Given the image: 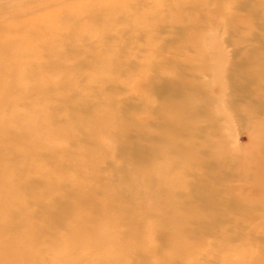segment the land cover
Listing matches in <instances>:
<instances>
[{
	"label": "bare ground",
	"instance_id": "6f19581e",
	"mask_svg": "<svg viewBox=\"0 0 264 264\" xmlns=\"http://www.w3.org/2000/svg\"><path fill=\"white\" fill-rule=\"evenodd\" d=\"M219 27L224 59L203 42ZM159 228L161 264H264V0H0V264H154Z\"/></svg>",
	"mask_w": 264,
	"mask_h": 264
},
{
	"label": "rangeland",
	"instance_id": "374dc122",
	"mask_svg": "<svg viewBox=\"0 0 264 264\" xmlns=\"http://www.w3.org/2000/svg\"><path fill=\"white\" fill-rule=\"evenodd\" d=\"M259 27L258 23H255L253 25V29L254 30H257ZM206 39L203 41L205 42V45H206V48L212 53V54H215V55H218V56H221L223 59L225 57H229L231 56V52L233 51L234 47L232 46L231 44V39H230V35L228 34V30L226 29H223L221 27L218 28H215V29H207L206 31ZM172 37H168V39H171ZM236 47V46H235ZM212 66H217L216 65V62L215 61H211L210 62ZM219 69H222V67L220 68V66H218ZM223 70H226L225 67H223ZM225 85H226V90H227V93L229 94L228 96H226L227 98V104L230 105V106H233L234 102L232 100V97H229L231 92H237L238 90V87L233 85L231 81H229L228 78H226L225 80ZM117 96L120 97V96H127L128 98V95L125 93L123 94L122 92H118L117 93ZM126 98V97H125ZM127 102V101H126ZM206 102V101H205ZM202 101L201 104L204 105V103ZM233 103V104H232ZM232 104V105H231ZM124 105V104H123ZM224 105V104H223ZM230 112V111H229ZM228 112V113H229ZM123 114V112H120L119 115ZM232 122H231V127L235 129V139L233 141V146H240V145H246L248 140L245 136V133L243 131H241L242 129V126H243V122L241 121V119L239 120L238 116L236 115V113L232 112ZM223 126H227L226 122H223ZM204 152V151H203ZM130 153L133 155V152L132 150L130 151ZM116 157H118V159L121 161L120 164L122 166H126L127 164V161L125 159H123L121 157L120 154H118V152H116ZM105 167L107 164H104ZM211 168H209L207 166V163H203L202 164V170L203 171L202 173H205V172H209ZM227 170H229L228 168H220V171H214L212 170L213 172V176H215L213 178V184H218L220 183L219 180L223 179V177L221 179H219V176H224V174H228ZM220 172H223V173H220ZM204 175V174H203ZM227 176V175H226ZM35 177L32 175L29 180H28V187L32 188L33 190H39L37 188H39L37 186V183H36V179H34ZM205 179V178H204ZM188 183L186 184V188L184 189V193H186L187 191H191V193H195L194 192V185L199 183L200 182V179L199 178H193V180H188L187 181ZM62 187H61V193L64 195L68 194L69 190H70V186L68 184H66V182H63L62 184ZM37 187V188H36ZM42 189V188H41ZM194 196H196V194H193ZM54 206H51L52 208L54 207V210H52L51 214L49 213L47 216H45V222L47 224H50L52 225L51 227H56V229H61V227L63 226L62 224L64 223V221L66 220V218L64 217V215H61L60 212H59V209L56 208V206L58 205V203H53ZM218 207L220 209H216V213L221 216H224V218H222V221L225 220V218L228 216V211L225 210L224 207L226 206H221V205H218ZM114 211V210H113ZM232 211V210H231ZM232 213H238L237 211H233ZM39 212H36L33 214V217L36 218L38 217L39 218ZM93 215H95L94 213H92ZM91 215V216H93ZM63 221V222H62ZM227 221V220H226ZM44 222V224H45ZM62 222V223H61ZM210 221H207L205 223H208ZM225 222V221H224ZM227 223V222H225ZM228 224V223H227ZM230 223L229 222V225H225V227L223 228V226L219 229H223L227 232V234H229V239H230V242L231 244H238L239 243V234L236 233L234 230H236L237 228L233 227V226H230ZM193 225V224H192ZM205 225V224H203ZM196 226V225H194ZM238 227H241L238 225ZM204 229L205 226H204ZM204 229H201L202 231H199L200 229H198L197 227H194L193 230L191 229H188V228H185V236L187 239H193L197 233L201 232L202 234L204 235H208L206 232H203ZM115 230L118 231V234H125L126 231L128 230V227L126 226V224H124L123 222H120V220L115 224ZM238 230V229H237ZM139 233V232H138ZM49 237H53L54 236V233L48 235ZM122 236V235H121ZM152 236L154 238V242H152L151 246L153 247V250H154V255H152L150 257V261H153L154 264H161V259H162V256H161V253H162V250L163 248L165 247V242H164V238H165V232L162 230V229H155V230H152ZM257 239V240H256ZM263 236L262 235H258V236H255V238H253V241L254 243H256V245L254 244V247H256V254L258 255V257H260V249L261 247L258 245V243H261V241L263 240ZM208 242H210L212 239V236L209 235V237H207ZM259 240V242H258ZM136 242V238L134 239L133 238V242ZM257 241V242H256ZM215 244V243H214ZM212 242L210 243V248L212 247ZM205 252H202L200 253V258L202 260H200L201 262H204L206 261L207 264H223L220 262V260H218L217 258H214L210 255H207L205 254L207 252V250H203ZM140 256L136 255V254H132L131 255V258H130V261L129 263L127 264H142L143 262V259H140L139 258ZM197 259H195L194 261H191L189 264H200V263H196ZM97 264H109L107 262H102V263H97ZM204 264V263H203ZM247 264H253L252 262H248Z\"/></svg>",
	"mask_w": 264,
	"mask_h": 264
}]
</instances>
